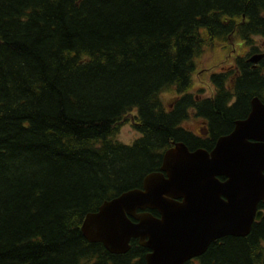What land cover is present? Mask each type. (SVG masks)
<instances>
[{
  "label": "trees",
  "instance_id": "16d2710c",
  "mask_svg": "<svg viewBox=\"0 0 264 264\" xmlns=\"http://www.w3.org/2000/svg\"><path fill=\"white\" fill-rule=\"evenodd\" d=\"M257 35L264 0H0V264H145L137 240L113 255L82 223L192 141L190 114L221 135L264 103V61L247 58L212 76L211 98L191 94L206 51ZM124 125L140 135L130 145ZM259 208L248 236L186 264H264Z\"/></svg>",
  "mask_w": 264,
  "mask_h": 264
},
{
  "label": "water",
  "instance_id": "95a60500",
  "mask_svg": "<svg viewBox=\"0 0 264 264\" xmlns=\"http://www.w3.org/2000/svg\"><path fill=\"white\" fill-rule=\"evenodd\" d=\"M262 55L249 62L257 63ZM218 177L225 178L220 181ZM264 104L251 101L247 117L218 138L210 154L173 143L158 172L141 189L104 202L82 226L89 243L123 255L130 241L145 247V264H186L223 237L248 236L263 218ZM151 212H156L155 217Z\"/></svg>",
  "mask_w": 264,
  "mask_h": 264
},
{
  "label": "rangeland",
  "instance_id": "374dc122",
  "mask_svg": "<svg viewBox=\"0 0 264 264\" xmlns=\"http://www.w3.org/2000/svg\"><path fill=\"white\" fill-rule=\"evenodd\" d=\"M249 50V46L241 44L236 41L229 49H218L214 52L206 51L202 58L196 62V72L193 79V88L191 91L192 95L202 96L203 98L210 94L212 87H210V73L223 72L229 65H232V59L238 56H244L241 53ZM231 56V57H230ZM236 56V57H232ZM230 57V58H229ZM165 102H172L175 96L163 93L161 95ZM193 115L190 114L189 126L190 129H195L198 125H194ZM140 135L135 132L130 125H124L119 129L116 140L125 144L130 145Z\"/></svg>",
  "mask_w": 264,
  "mask_h": 264
},
{
  "label": "flooded vegetation",
  "instance_id": "af4514ba",
  "mask_svg": "<svg viewBox=\"0 0 264 264\" xmlns=\"http://www.w3.org/2000/svg\"><path fill=\"white\" fill-rule=\"evenodd\" d=\"M252 41H253V43H252V46L249 47V50L246 51V52L241 53L244 56H238V57L232 56V57H236V58L232 59L233 64L229 65L227 67V69H225L223 72L227 71L229 68H234L235 65H236V62H237L236 61L237 58H247L248 59L247 63L250 64V67L252 69L256 70L258 68H261L262 65L260 63L262 61H264V36H262V35L254 36ZM254 55H262V58L257 63L249 62V58L254 56ZM210 74L211 75H210L209 81H210V85H211L210 87H212V90L210 91V94L207 95L204 98L202 96H196L197 99H199V98L200 99H206V98L209 99V98H211L210 97L211 94H214V86L211 83V78H212V76L214 74H220V72H218V73H214L213 72V73H210ZM254 98L255 97L251 98V100L249 102V110L247 111L246 115H244L242 118L234 119L231 122V124H229V126H227V128L222 130L224 132V134H221V135L214 134L215 137L213 136V132H212L213 131L212 128H213V125L215 126V123L212 122V120L209 121L208 119L203 118V117H200V118L193 117V120L195 121L194 125L197 124L198 127H196L195 129L194 128L190 129L189 125L187 127L185 126V130L189 133L190 139L192 138V141L190 140L189 142H187L189 144V146H191V147H189L187 143H183L187 147L188 151L189 152H193V151H196L197 149H202V150L206 151L208 154H210L212 152V150L214 149L216 141L218 140V138H220L221 136H225V135L229 134L233 130V127H234V124H235L236 121L243 120V119H245L247 117V115H248V113L250 112V109H251V101ZM262 104H264V103H262ZM218 179L220 181H224L225 180V178H223V177H218ZM155 217H158V214ZM191 262H193V263L196 262V259L191 260Z\"/></svg>",
  "mask_w": 264,
  "mask_h": 264
}]
</instances>
